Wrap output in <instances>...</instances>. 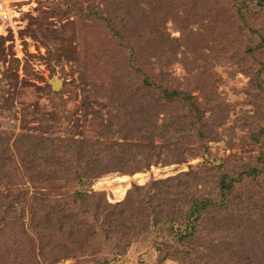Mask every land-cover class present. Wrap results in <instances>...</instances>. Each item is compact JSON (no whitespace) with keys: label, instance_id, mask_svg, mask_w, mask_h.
<instances>
[{"label":"rangeland","instance_id":"obj_1","mask_svg":"<svg viewBox=\"0 0 264 264\" xmlns=\"http://www.w3.org/2000/svg\"><path fill=\"white\" fill-rule=\"evenodd\" d=\"M239 1L197 0L204 3L196 5L167 0L156 13L155 6L145 8L151 24L161 22L166 29L165 46L152 39L148 42L146 52L154 71L150 76L166 72L162 86L181 91L182 98L175 100L192 96L200 105L207 122L208 151L195 144L197 154L185 156L183 162L167 163L161 156L134 173L110 169L78 183L50 180L54 168L46 155L49 140H98L109 143L112 152L128 154L131 145L144 149L168 137L160 125L186 114L187 107L172 103V97L158 98L132 71L133 64L144 66L146 58H132L133 49L120 47L122 39L113 37L124 29L115 17L124 8L121 0H0L7 13L5 19L0 15V200L15 202L10 217L15 228H4L9 218L0 220V264H191L186 257L163 258L155 250L154 235L143 234L128 245L104 242L101 213L96 211L86 219L89 228L85 226L87 232H94L95 245L85 244L83 249L81 235L70 237L69 230H61L59 224L54 227L53 220L45 224L41 216H31L34 201L65 199L82 191L95 204H114L123 201L133 186L165 180L190 168L202 172V178L209 174L205 178L209 188L219 174L235 179L226 192L229 208L206 218L202 226L211 230L218 220L224 223L238 217L233 213L239 204L244 206L240 211L244 217H238L243 222L239 228L244 229L236 231L240 236L245 233L242 252L247 258L241 261L264 264V140L257 145L249 137L264 130V46L255 51L264 39V10L248 0L249 10L259 16L251 19L254 32H250L239 28L235 18ZM105 16L115 17L112 31ZM258 70L256 86L251 74ZM171 140L173 149L176 143ZM101 152L104 164L127 160L122 154L112 155L104 145ZM210 166L214 170L206 172ZM254 169L257 179L245 174ZM207 186H203L206 192ZM7 208L0 207V216L6 215ZM80 220L78 215L76 222ZM225 245V240L212 244L206 240L198 248L205 255L201 262L231 264L230 247L224 249ZM175 254L183 256L180 251Z\"/></svg>","mask_w":264,"mask_h":264},{"label":"trees","instance_id":"obj_2","mask_svg":"<svg viewBox=\"0 0 264 264\" xmlns=\"http://www.w3.org/2000/svg\"><path fill=\"white\" fill-rule=\"evenodd\" d=\"M166 1L167 0H121V2L124 3V8L122 9V11H124H121V17L117 14H115V17L119 19L118 23L123 24L124 29L112 33L113 37L116 38L117 36L119 38V41L122 39L120 47L125 46L129 51L133 49L130 53L132 58L141 60L139 55L143 57V59L146 58V64L144 66L133 64L132 67L134 69L132 71L136 72L138 78L143 80L144 86L151 88L158 98L172 97L175 101L172 103L183 102L182 107L186 105L187 113L178 115L175 119L167 123L164 121V123L160 125L161 131L166 135L169 134L168 137L165 136L161 138L159 143L144 149H140L139 147L134 148L135 145H131L130 149H133L130 150L128 154L124 152H112L113 150L109 146V143L102 144L101 141L98 140L94 143L72 137L49 140L50 147L46 155L53 161L52 166L54 168V174L50 178L52 182H63L66 179L68 182L77 180L78 183H82L86 179H93L107 171L110 172V169H117L114 171L125 173H134L143 167L147 168L151 164L156 163L161 156L165 157L164 161L167 163L173 161H176L175 163H180L183 162L182 160L185 161V156L193 157L197 154L198 151L194 146L195 144H199L200 151H208L207 141L209 137L204 132L206 131L207 122L204 118V111L201 110L200 105L194 102L192 96H188L186 100H175L181 97V91L175 89L169 91L162 86L164 82L163 77L166 72L163 74L160 70L157 73V78L152 77L154 71H152L153 68H151V63L146 52L149 47L148 42L152 39L161 43L160 45L165 46L166 29L161 22L151 24L150 16L149 18L147 16L150 14L148 9L155 6L153 12L156 13L158 9L161 8V4ZM190 1H193L194 4L197 3L196 5L204 3L198 4L197 0H187L188 3ZM250 1L255 2L260 10H264V0ZM248 3L250 5L248 0L239 1L234 8V14L235 18L238 19V23L241 24L239 28H245V30L247 29L250 32H254L250 26V21L259 16L256 15L255 12L249 10ZM147 7L148 9H145ZM246 14L249 15V18ZM163 15H165L164 12ZM253 16L255 18H253ZM105 17H107L106 21L109 22L107 26L109 25L108 27L112 31L116 22L115 17ZM154 25L155 27L151 29V35V32L147 31V29ZM121 32H123L122 36L120 35ZM130 41H133L131 42L133 47L129 45ZM174 41L178 42V39H174ZM263 46L264 39L263 42L255 48V51H259ZM248 70L250 69H245L244 71L246 73H252L248 72ZM260 73L261 72L258 70L251 74L254 77L256 86L260 83ZM249 137L254 144L259 145V143L264 140V130L254 132ZM192 138H194V142L191 140ZM170 139H172L171 141L173 143H176L173 149L169 148V145H171ZM188 142H190V145L185 146V143ZM191 142L194 144H191ZM182 143L184 145H182ZM101 145L106 146L107 151H111L112 155L120 156L122 154L127 160L125 161L118 158L114 164L111 162H107L106 164L101 163V160H104L102 158L99 159L102 156ZM32 153L35 154L37 152L32 150ZM121 163H123L122 165L124 167L120 165ZM63 167L65 172L63 171ZM213 170V166H210L206 169V172H211ZM257 172L258 170L254 169L246 171L245 174L251 178L257 179ZM46 173L48 172L46 171ZM201 174L203 175L202 172L190 168L187 171L180 172L165 180L153 181V183L151 182L142 187L133 186L127 192L123 201L114 204L105 201H101V206L98 202L95 204L93 197L82 191H75L65 199L58 198L54 200H40L39 202L34 201L32 202L33 206H31L34 207L31 216L35 217V215H37L36 218H40L41 216V220L47 221L45 224H50L51 221L49 220H53L54 227H56V224H59L61 230H69L68 235L70 237L74 235L75 238L81 235L83 238L79 243L80 249H83L85 244L91 246L95 245V243H93L96 242L94 239V232L91 230L87 232L85 226L87 225V228H89L86 219L91 217L93 212L96 211L97 213H101V239L104 242L113 244L125 243L128 245L140 239L143 234L154 235L156 237L154 241L155 250L163 254V258L173 257L179 260L186 257L191 264H205L201 262L205 255H202V248L199 251L198 248L200 245L204 244L206 240H208V244H212L213 240L216 243L225 240L230 247V263L243 264L241 258H247V254L242 252V247L244 246L242 239L245 237V233L240 236L236 231L238 229H244L239 228L243 223L240 218L244 216L240 211L244 209V206L239 204L240 207H237V210L233 213L240 218L234 216L232 220L228 218L224 223L218 220L213 224L214 226L211 230L202 226L204 222H207L206 218L218 216L220 212H224L229 208L230 204L228 206L225 201L226 192L229 189L228 183L230 181H235V179H229V176L219 174L215 177L216 179L214 178L215 182H212L209 188L207 184L210 182L205 179L209 174H207L205 178H202ZM203 179H205V182H203ZM199 184L201 185L200 188L198 186ZM203 186H207V192L203 190ZM53 201L57 204H50ZM60 201L61 204H58ZM12 203H15L12 199L5 198L0 200V207L4 205L8 206L6 215L0 216V220L9 218L4 225V228L6 227L9 230L15 228V223L10 221ZM249 205L248 200L246 206ZM99 210H101V212ZM251 214L255 215L254 213ZM78 215L82 220L76 222ZM235 225H237V228L234 230ZM248 225H250V223ZM256 225L258 226V224ZM256 225L253 224V227H256ZM32 228H34V224ZM215 233H218V235L214 236ZM202 234L203 236H201ZM196 235H198V237H196ZM204 238L206 240L202 243L201 241H203ZM236 238H238L237 244L235 242ZM228 245H225V248L220 247L227 249ZM181 247L183 249H180ZM236 247L239 249L238 252H235ZM176 251H180L183 256L179 258L180 256L175 254ZM221 252H228V250H221Z\"/></svg>","mask_w":264,"mask_h":264},{"label":"built area","instance_id":"obj_3","mask_svg":"<svg viewBox=\"0 0 264 264\" xmlns=\"http://www.w3.org/2000/svg\"><path fill=\"white\" fill-rule=\"evenodd\" d=\"M3 8H5L2 4H0V15L2 16V19H5L7 17V13L4 12Z\"/></svg>","mask_w":264,"mask_h":264},{"label":"water","instance_id":"obj_4","mask_svg":"<svg viewBox=\"0 0 264 264\" xmlns=\"http://www.w3.org/2000/svg\"><path fill=\"white\" fill-rule=\"evenodd\" d=\"M56 88H57V83L54 84V89H56Z\"/></svg>","mask_w":264,"mask_h":264},{"label":"bare ground","instance_id":"obj_5","mask_svg":"<svg viewBox=\"0 0 264 264\" xmlns=\"http://www.w3.org/2000/svg\"><path fill=\"white\" fill-rule=\"evenodd\" d=\"M120 191V190H119ZM123 192V191H122Z\"/></svg>","mask_w":264,"mask_h":264}]
</instances>
